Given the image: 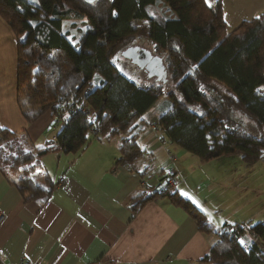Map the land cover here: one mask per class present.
I'll return each instance as SVG.
<instances>
[{
	"label": "trees",
	"instance_id": "trees-1",
	"mask_svg": "<svg viewBox=\"0 0 264 264\" xmlns=\"http://www.w3.org/2000/svg\"><path fill=\"white\" fill-rule=\"evenodd\" d=\"M154 8L170 16L155 14ZM0 18L16 38V103L21 116L28 126L46 112L54 123L61 121L56 140L40 150L25 131L0 129V172L25 201H44L51 192V179L42 175L39 160L52 152H81L88 134L100 141L118 137L114 165L143 179L150 166L142 165L148 157L138 143L135 124L164 97L171 107L157 117L158 128L200 163L240 156L254 165L263 159L264 13L230 33L221 0L214 7L204 0H0ZM66 21L87 25L75 43L62 32ZM134 22L148 23V51L162 60L166 80L141 87L114 65L113 60L139 39ZM215 83L232 104L211 89ZM230 105L246 117L245 127L228 117ZM159 191L155 194L169 195L198 231L213 233L189 200L176 191ZM152 196L139 195L130 207L136 211ZM233 225L227 229L224 224L216 232L209 253L197 264H264L262 250L245 237L249 234L264 244V226ZM241 240L248 241L247 248Z\"/></svg>",
	"mask_w": 264,
	"mask_h": 264
},
{
	"label": "crops",
	"instance_id": "crops-1",
	"mask_svg": "<svg viewBox=\"0 0 264 264\" xmlns=\"http://www.w3.org/2000/svg\"><path fill=\"white\" fill-rule=\"evenodd\" d=\"M217 1L211 0V7ZM221 9L230 33L264 13V0H221ZM16 66V38L0 18V129L25 131L36 150L44 149L54 141L60 124L54 123L49 112L26 124L16 103ZM167 107V100L159 99L135 124L138 143L148 157L142 165L150 166L143 179L114 165L118 137L100 141L92 134L77 154L52 152L39 160L42 175L51 179V192L44 201H25L0 172V259L12 264L22 260L25 264H197L206 256L216 232L224 224H233L231 213L245 220L241 215L248 204H235L241 202V192L233 198L230 191L227 198V191L250 175L256 184L260 179L264 182V164L250 169L239 156L200 163L158 128L157 117ZM170 168L181 178L177 194L204 214L212 234L198 231L169 195L155 194ZM210 180L219 181L220 186L212 189ZM151 194V199L132 210L134 198Z\"/></svg>",
	"mask_w": 264,
	"mask_h": 264
},
{
	"label": "rangeland",
	"instance_id": "rangeland-1",
	"mask_svg": "<svg viewBox=\"0 0 264 264\" xmlns=\"http://www.w3.org/2000/svg\"><path fill=\"white\" fill-rule=\"evenodd\" d=\"M153 11L155 14L162 15L163 17H168V15L170 16V14L165 10H157L154 8ZM132 27L136 30L139 36V39L135 42V45L133 47L137 46L142 49L150 50L151 46L147 43L145 39L148 33V23L147 22H134L132 23ZM86 29H87V25L83 24L82 22L66 21L63 23L62 32L71 43H75L79 39L81 32H84ZM113 63L123 75H125L130 81H132L134 84L138 86L143 87V85H146V86L154 85L156 83H159L161 80V79H158L157 76H154V75L150 77L148 72L147 73L142 72L140 68L132 64L131 61H129L128 59H125L121 55H119L118 58L114 59ZM146 76L148 77L146 78ZM164 80H166V77H164ZM158 85H161V84H158ZM164 87L169 88L170 84L166 83ZM211 89H216L217 91H219L222 98L224 99V102L228 104H232L225 96V92H222L224 91L222 86L215 83L213 84V88ZM163 99L167 100L165 97ZM167 103H168L167 109H169L171 107V104L168 100H167ZM233 112H234V108H231V105H230V108L228 107L226 110L227 114L230 113L228 117H230L234 121H237L236 122L237 124L245 127L246 122H247V121L245 122V120L247 119L245 116H243V113L239 110H236L234 113ZM246 129L248 128L246 127ZM258 164H264V157L260 162H258ZM246 166H250L249 167L250 169L256 168V166L254 165L246 164ZM257 168H260V167H257ZM261 170H262V173H264V167H262ZM252 179H253L252 175H250L248 179L245 178L241 180L237 186H234V188H232L231 190L229 189L227 191V193L231 191V193L233 194V198H236L238 193L241 192V195H240L242 197L241 202L240 203L236 202L235 204L237 206L243 205L245 207V204H248V206L243 211L242 215L240 214L241 217H243L242 219H245V220L239 221L237 220L238 215L235 216L233 213H231L232 216H230V221L233 224L234 223L243 224L244 222L245 223L247 222V224L250 223V225L252 226H256V225L264 226V182L261 183L262 180L260 179L258 181V184H256V182H254ZM210 182L213 183L212 189H217L220 186L219 181L213 182V180H210ZM222 191H224V188H222ZM226 195L228 198L229 193ZM218 199L219 197L215 198L213 202L217 201ZM233 224H230L227 229H231L234 226ZM245 237L247 238L248 241L250 240L251 242H255L259 246V248L262 250V252L264 253V244L261 241H259L256 238H253L249 234H246ZM248 241H245V244L243 245V247H245V245L247 246L246 243Z\"/></svg>",
	"mask_w": 264,
	"mask_h": 264
},
{
	"label": "water",
	"instance_id": "water-1",
	"mask_svg": "<svg viewBox=\"0 0 264 264\" xmlns=\"http://www.w3.org/2000/svg\"><path fill=\"white\" fill-rule=\"evenodd\" d=\"M87 4H93L97 0H83ZM125 59H128L135 66L141 70H145L150 76H157L158 79H164L165 72L163 62L159 57L152 56V54L145 49H139L138 47H129L120 54Z\"/></svg>",
	"mask_w": 264,
	"mask_h": 264
},
{
	"label": "built area",
	"instance_id": "built-area-1",
	"mask_svg": "<svg viewBox=\"0 0 264 264\" xmlns=\"http://www.w3.org/2000/svg\"><path fill=\"white\" fill-rule=\"evenodd\" d=\"M88 118L91 119L92 113L89 112L87 113ZM92 120V119H91ZM174 160V157L171 159ZM163 183L165 185V189L167 188L169 191L174 192L176 191L177 188H179V186L181 185V178L179 177V175L177 174L176 170L174 168H170L168 169L165 174L163 175ZM165 189H161L159 191V193H163ZM3 220V215L0 213V223ZM229 226V225H228ZM227 226V228H228ZM245 248H247V246L245 245ZM0 264H12V263H7L4 262L0 259ZM17 264H25L24 261H20Z\"/></svg>",
	"mask_w": 264,
	"mask_h": 264
},
{
	"label": "bare ground",
	"instance_id": "bare-ground-1",
	"mask_svg": "<svg viewBox=\"0 0 264 264\" xmlns=\"http://www.w3.org/2000/svg\"><path fill=\"white\" fill-rule=\"evenodd\" d=\"M139 49H142V48H139ZM146 50V49H145ZM150 52V51H149ZM153 56V55H152ZM157 57V56H156ZM143 72H145V73H147L145 70H142ZM85 112L86 113H89V112H91L89 109H87V110H85ZM61 123V121L60 120H58V122H57V124H60ZM57 135V134H56ZM56 135L54 136V141L56 140ZM63 181H64V179H60V181H59V183L60 184H62L63 183ZM163 181V180H162ZM161 189H165V185H164V183L161 185V187H160V190ZM165 190H167V188L165 189ZM164 190V191H165Z\"/></svg>",
	"mask_w": 264,
	"mask_h": 264
},
{
	"label": "snow or ice",
	"instance_id": "snow-or-ice-1",
	"mask_svg": "<svg viewBox=\"0 0 264 264\" xmlns=\"http://www.w3.org/2000/svg\"><path fill=\"white\" fill-rule=\"evenodd\" d=\"M89 2H91V0H89ZM204 2H205V4H207L209 7H211V0H204ZM112 15H113V16H116L117 13L114 11V12L112 13ZM257 19H259V17H257ZM21 39H23V37H21ZM184 195H186V193H185ZM193 203H195V201H193ZM239 243L241 244V246H243V245L245 244V241L241 240Z\"/></svg>",
	"mask_w": 264,
	"mask_h": 264
}]
</instances>
